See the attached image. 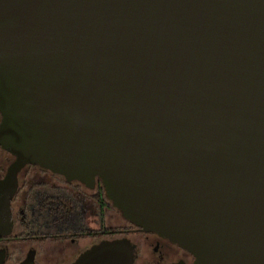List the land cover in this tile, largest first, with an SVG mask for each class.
I'll use <instances>...</instances> for the list:
<instances>
[{
	"label": "water",
	"instance_id": "1",
	"mask_svg": "<svg viewBox=\"0 0 264 264\" xmlns=\"http://www.w3.org/2000/svg\"><path fill=\"white\" fill-rule=\"evenodd\" d=\"M0 148V237L33 164L100 180L193 264H264V0H0ZM133 250L103 241L72 264Z\"/></svg>",
	"mask_w": 264,
	"mask_h": 264
},
{
	"label": "flooded vegetation",
	"instance_id": "2",
	"mask_svg": "<svg viewBox=\"0 0 264 264\" xmlns=\"http://www.w3.org/2000/svg\"><path fill=\"white\" fill-rule=\"evenodd\" d=\"M28 168L37 171L24 172ZM10 209L12 233L0 237L4 264H19L30 252L36 264H72L93 246L120 238L134 246L133 264L194 263L193 255L178 244L127 221L98 179L87 186L38 165H25ZM116 212L123 221L116 223Z\"/></svg>",
	"mask_w": 264,
	"mask_h": 264
},
{
	"label": "rangeland",
	"instance_id": "3",
	"mask_svg": "<svg viewBox=\"0 0 264 264\" xmlns=\"http://www.w3.org/2000/svg\"><path fill=\"white\" fill-rule=\"evenodd\" d=\"M12 159H13V157L10 154H8L7 152L0 149V176H2L5 173L6 168L9 165V163L12 161ZM33 170H36V169L28 168L24 172L31 173V172H34ZM116 214L118 217V219H117L118 222H116V223L123 221V218L121 217L120 213L116 212ZM12 250H13V245L10 246V251L12 252ZM11 260H13V259H11Z\"/></svg>",
	"mask_w": 264,
	"mask_h": 264
},
{
	"label": "trees",
	"instance_id": "4",
	"mask_svg": "<svg viewBox=\"0 0 264 264\" xmlns=\"http://www.w3.org/2000/svg\"><path fill=\"white\" fill-rule=\"evenodd\" d=\"M4 151V150H3ZM6 152V151H5ZM8 153V152H7ZM9 154V153H8ZM12 156V155H11ZM13 157V156H12Z\"/></svg>",
	"mask_w": 264,
	"mask_h": 264
}]
</instances>
